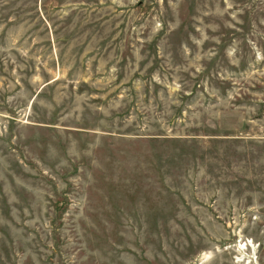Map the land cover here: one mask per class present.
Returning <instances> with one entry per match:
<instances>
[{
	"label": "rangeland",
	"instance_id": "1",
	"mask_svg": "<svg viewBox=\"0 0 264 264\" xmlns=\"http://www.w3.org/2000/svg\"><path fill=\"white\" fill-rule=\"evenodd\" d=\"M0 264H264V0H0Z\"/></svg>",
	"mask_w": 264,
	"mask_h": 264
}]
</instances>
